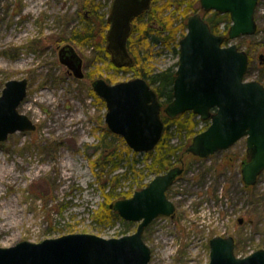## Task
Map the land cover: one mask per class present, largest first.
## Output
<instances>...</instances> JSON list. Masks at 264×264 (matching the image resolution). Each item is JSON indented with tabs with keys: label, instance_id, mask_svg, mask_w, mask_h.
Returning a JSON list of instances; mask_svg holds the SVG:
<instances>
[{
	"label": "rangeland",
	"instance_id": "374dc122",
	"mask_svg": "<svg viewBox=\"0 0 264 264\" xmlns=\"http://www.w3.org/2000/svg\"><path fill=\"white\" fill-rule=\"evenodd\" d=\"M111 1L0 0V93L10 78L27 77V94L18 109L36 127L34 131L13 132L0 142L2 247L71 232L106 238L135 232L136 221L113 214L104 219L97 215L98 208L112 190L113 194H132L138 183L150 181L155 173L146 167L143 152L122 151L117 168L98 181L88 154L94 150L89 145L97 144L107 128L106 107L90 93L87 75L97 71L99 77L114 84L133 78L134 71L113 67L110 57L104 55L106 42L99 43L98 36L83 44L71 39L73 31L83 29L93 16L106 18ZM88 3L91 8L84 7ZM195 6L199 8L198 0ZM181 10L175 6L163 10L162 17H169L170 26L179 29L169 44L151 45L153 55L148 57V68L160 71L178 61L174 47L182 36ZM255 19L254 35L239 36L224 44L237 43L246 50L249 65L245 80L257 79L264 85V58L259 57H264V0L258 2ZM226 23H221L219 33H223ZM149 25L158 28L152 22ZM64 44L72 45L84 61V78L67 72L66 65L59 61L58 50ZM190 113L184 112L179 120L191 118L193 130L200 132L210 123ZM168 132L172 145L189 143L194 136L189 138L185 129L179 132L175 123L170 124ZM245 140L241 137L225 150L188 160L167 194L176 207L173 217L159 215L145 226L142 237L151 251L148 264H207L208 241L213 235L234 236L235 254L240 257L264 248V169L257 183L246 189L239 172ZM177 158L174 156L172 161ZM124 171L127 175L115 186L111 176ZM122 197L112 198L110 204Z\"/></svg>",
	"mask_w": 264,
	"mask_h": 264
},
{
	"label": "water",
	"instance_id": "95a60500",
	"mask_svg": "<svg viewBox=\"0 0 264 264\" xmlns=\"http://www.w3.org/2000/svg\"><path fill=\"white\" fill-rule=\"evenodd\" d=\"M152 0H112L108 13L106 49L115 65L132 63L128 36L132 21L150 8ZM259 0H199L203 11L228 13L231 25L227 34L215 33L202 13L194 12L186 20L187 29L180 38L178 64L172 83L173 95L163 106L157 92L142 77L109 83L101 77L92 80L94 93L106 103L104 122L121 135L136 152L151 151L162 137L161 109L172 118L185 111L196 113L208 126L196 133L186 152L206 158L246 139L241 162V177L247 187L256 184L264 169V85L259 80H244L249 55L233 38L254 35L257 29L255 8ZM58 58L77 78H83L82 58L70 44L58 50ZM263 59V54H260ZM262 62V61H260ZM28 78H10L0 93V142L16 131L36 129L29 117L19 112L26 97ZM184 171L183 164L154 175L129 197L110 205L122 219L136 221L135 232L119 237H101L94 233L62 234L39 242L20 240L0 246V264H148L151 251L142 239L144 228L158 215L173 217L176 207L166 191ZM242 218L239 219L241 223ZM234 236L214 235L209 240L207 264H264V248L238 257Z\"/></svg>",
	"mask_w": 264,
	"mask_h": 264
},
{
	"label": "trees",
	"instance_id": "16d2710c",
	"mask_svg": "<svg viewBox=\"0 0 264 264\" xmlns=\"http://www.w3.org/2000/svg\"><path fill=\"white\" fill-rule=\"evenodd\" d=\"M196 0H161L160 3H158V0H152L151 6L146 11L139 14L131 24L132 31L130 35L128 36L127 41V48H129L130 56L133 59L132 63L127 66H118L115 65L113 60H111V65L116 68H122V69H130L134 71L133 77H142L145 80H148V82L152 85L153 89L156 90L158 97L160 100L163 101L164 104L168 103L172 99L173 95V89H172V83L174 80V74L175 69L177 66V62H175L170 67H167L165 69H162L160 71H154L152 68H148L147 66V60L149 56L153 55V52L151 51L152 44H157L158 42L163 43L164 45L169 44L173 39H175V33L179 28H173L170 26L171 22L169 20V17H162L163 10L168 9L171 6H175V9H182L180 14L183 15V21L182 24V32L181 35L184 34L186 29V19L189 16L191 12L198 11L199 8H196L195 6ZM183 3H186L184 6ZM84 7H92L88 3V5L85 4ZM94 12V11H93ZM209 15V16H208ZM203 17L206 19V21L210 24L211 29L215 33L220 32V26L222 22H227L225 28L223 29V33H226V30L230 26V17L228 13H221L215 12L211 10L210 12H203ZM93 20L87 21V24L84 25L83 29L80 31L74 30L71 36V39L74 40L77 43L83 44L92 42L94 40V37L98 36L101 40L99 43L106 42L105 36L107 30V27L109 26L108 17L106 15V18L104 16L95 15L93 16ZM99 18V20H98ZM146 19V20H145ZM145 20V22H144ZM140 21L143 22L142 25H137L136 22ZM154 21V22H153ZM92 22V23H91ZM152 22L156 25H158V28H153V26L149 25V23ZM177 44L174 47L175 54H178ZM104 55L109 56V51L105 47ZM88 78L90 81L97 76H101V73L97 71L91 70L88 72ZM106 79H108L106 77ZM90 93L96 97V99L103 103V100L98 97L95 93H93L92 89H90ZM104 104V103H103ZM184 115L180 114L175 117H168L166 114L162 113L161 118L164 122V129L162 133V137L158 141V144L148 152H144L143 155L144 161H146L145 165L147 168H149L150 171H154L155 174L164 172V170L174 166L176 163L184 164V166L188 165V160L190 158H198L197 156H193L190 153L186 152L185 148L188 145L187 143H184V145L177 144L172 145L170 143V133L168 132V128L170 127V124L175 123L177 125V130L183 131L184 129L187 131L189 138L195 135L198 131L193 130L194 122L190 119L180 121V117ZM190 116H194V114L190 113ZM114 140H116V143H114ZM190 140V139H189ZM188 140V141H189ZM89 147H92L94 150L92 153L88 154L89 159H91V167L95 171V176L98 179V181H101V176L105 173L110 174L111 171H114L117 166L118 162L121 160V152L126 151L127 153H131L132 149H130L128 146L125 145V141L123 137L117 134L111 133L108 128H105L104 131L101 133V137L97 144L89 145ZM122 149V150H121ZM132 154H135V152H132ZM176 156L177 161H172V158ZM135 159V158H134ZM135 161V160H134ZM131 166V170L135 171L136 174H138L140 177H142L139 172L134 168L133 165ZM185 166V167H186ZM109 169L105 172V169ZM127 171L121 172V174H116L111 176V179H113L114 185L118 183V180L122 178V176H126ZM116 178V179H114ZM105 179V178H104ZM145 183L143 182L138 183L137 187L141 188ZM102 184V188H103ZM248 187V188H252ZM169 190L167 191V193ZM131 192H120L119 194H113V190L109 192L108 195H106V200L101 203L100 207L98 208L100 211L97 215L99 217H105L104 219L109 218L113 214L114 217L119 218V215L116 210H113L110 207V203L112 201V198L119 197V196H129ZM103 215V216H102ZM100 219V218H99ZM102 219V218H101Z\"/></svg>",
	"mask_w": 264,
	"mask_h": 264
},
{
	"label": "flooded vegetation",
	"instance_id": "af4514ba",
	"mask_svg": "<svg viewBox=\"0 0 264 264\" xmlns=\"http://www.w3.org/2000/svg\"><path fill=\"white\" fill-rule=\"evenodd\" d=\"M264 58V57H263ZM67 72H69L70 74H72L70 71H67ZM245 142H246V140H245ZM244 150H245V148H244ZM246 153V150L244 151V153L242 154V156H241V158H240V163L242 162L241 160H242V157H243V155ZM241 165V164H240ZM239 172H240V167H239ZM240 174H241V172H240Z\"/></svg>",
	"mask_w": 264,
	"mask_h": 264
}]
</instances>
